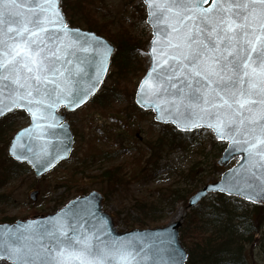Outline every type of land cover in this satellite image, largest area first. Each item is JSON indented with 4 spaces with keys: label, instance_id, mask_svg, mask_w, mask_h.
I'll return each instance as SVG.
<instances>
[{
    "label": "snow or ice",
    "instance_id": "snow-or-ice-1",
    "mask_svg": "<svg viewBox=\"0 0 264 264\" xmlns=\"http://www.w3.org/2000/svg\"><path fill=\"white\" fill-rule=\"evenodd\" d=\"M61 2L0 0V115L22 109L31 116L16 139L35 134L43 143L39 151L20 145L30 156L16 158L41 168L69 150L44 131L65 127L55 110H74L95 94L112 51L70 28ZM145 7L151 68L137 102L182 130L227 141L226 158L240 153L241 161L220 190L264 201V0H145ZM170 244L114 239L79 202L47 224L0 229V258L10 264H174L164 258Z\"/></svg>",
    "mask_w": 264,
    "mask_h": 264
},
{
    "label": "rangeland",
    "instance_id": "rangeland-1",
    "mask_svg": "<svg viewBox=\"0 0 264 264\" xmlns=\"http://www.w3.org/2000/svg\"><path fill=\"white\" fill-rule=\"evenodd\" d=\"M85 1L83 6L81 3L82 16L96 24L100 35L115 48L133 47V59L124 74H115V64L110 65L95 98L67 113L74 140L68 158L40 177L28 169L2 185L0 192L8 196L0 201V222L46 215L82 191L93 189L104 195L103 209L111 213L119 231L160 227L179 217L182 226L189 212L187 198L206 183L219 179L225 170L217 161L226 144L204 129L186 133L158 123L151 112L132 105L137 82L149 63L145 43L151 30L141 0ZM68 12L65 17L69 25L76 26L69 23L71 17L86 29L83 18ZM112 86H116L118 97L111 102L100 101ZM28 122L27 115L19 114L0 119L1 158L9 157L5 142ZM108 170L118 184L102 179L101 174ZM34 190L32 200L29 194ZM173 190L185 195L184 200L174 198ZM204 200L214 202L213 193ZM254 252L256 264H264V252ZM0 264L10 263L0 260Z\"/></svg>",
    "mask_w": 264,
    "mask_h": 264
},
{
    "label": "trees",
    "instance_id": "trees-1",
    "mask_svg": "<svg viewBox=\"0 0 264 264\" xmlns=\"http://www.w3.org/2000/svg\"><path fill=\"white\" fill-rule=\"evenodd\" d=\"M85 2V0H62L61 7L66 17L70 11L72 17L83 18L86 29L94 30L100 34L101 31L98 30L96 24L90 22L80 13L83 9L81 3L83 6L86 4ZM140 2L143 6L142 0ZM73 10L79 12L81 16H77ZM68 21L78 27L81 25V23H75L71 17ZM148 42L146 40L145 48H147ZM121 45L124 44L121 42ZM130 48L127 45L118 49L115 48L110 59V64H115L113 71L115 74L120 75L126 72L129 60L133 59L130 51L134 48ZM115 88L116 86H112L107 94L105 92L104 99L100 101L111 102L112 99L115 100L118 97ZM95 95L91 99H94ZM132 105L136 107L134 101ZM16 114H19L20 117H26L23 110H16L7 116L15 117ZM10 139L11 137L5 142L7 146ZM1 155L0 153V161L3 162V166L0 168V188L7 180L18 175L17 173L30 170L25 163L20 164L6 155H4L6 158H1ZM113 172L115 174L116 171ZM101 175L102 179L110 183H119V180L112 175L110 170L104 171ZM83 192L85 193V191ZM213 195L214 202L204 200L195 207L189 208V212L185 214V222L179 229L180 240L186 245L189 253L186 264H256L254 250L258 249V251H262L259 252L262 254L264 252V205L247 203L239 197L224 196L221 193ZM6 196L8 194L1 191L0 201ZM173 197H180L184 200L185 195L181 196L178 190H173Z\"/></svg>",
    "mask_w": 264,
    "mask_h": 264
},
{
    "label": "water",
    "instance_id": "water-1",
    "mask_svg": "<svg viewBox=\"0 0 264 264\" xmlns=\"http://www.w3.org/2000/svg\"><path fill=\"white\" fill-rule=\"evenodd\" d=\"M143 3L145 5V0H143ZM145 9H146V7H145ZM145 20L148 23L150 29L152 30L151 31V38L149 39V43L147 46V55H148V62L149 63H148L147 69L145 71V74L137 82L136 90L134 92V95H135L134 96V103H135V105H138L141 109H143L145 111L150 110L152 112L153 119L158 123L160 122L162 124H168V125L171 124L180 132L181 131L192 132L194 130H200V129H191V130L185 131V130H182L180 127H177V125L175 123L165 122L163 120H159V119H157V113L152 108L142 107L141 104H139L137 102V100H138V96H137L138 87L151 68V55H150L149 50H150L151 41L153 38V28L147 20V9H146ZM69 27L73 28V29H79L85 34L91 33L92 39H98L99 41L104 42L108 46H110L112 51L109 53V60L107 63V70H108L109 65H110L109 64L110 58H111V56L113 54V50H114V45H112L104 36L97 34L93 30L90 31V30L75 27V26H69ZM105 74L102 76V82L106 76ZM101 84L102 83L99 84L96 91L101 87ZM96 91H95V93H96ZM91 97H93V96H91ZM60 107H64V106L63 105L59 106L55 110L54 114L58 117L57 123L63 124L65 127L63 128V130L45 129L44 131H54L56 133L54 136L50 135L47 137V139H49L51 141L52 145H55V144L60 143L62 141L63 144L68 147L69 150L66 153H63L61 158L54 160L53 166L47 167V168H41L36 163H30L28 160L16 158L17 154L30 156V154L26 151V148L19 147L20 145H30L33 147L34 151H39V149L43 143L42 140L38 141L36 139L35 134L33 135L31 141H29V138L27 136H24L23 139H19V140L16 139L18 134H21L24 129L30 128L32 125V118L26 111H25V113L28 116L29 124L21 127V129L16 131V133L11 138L10 145L7 149V153H9L11 158H14V160H16L20 163H23V162L27 163L29 165V167L31 168L33 174L37 177L43 175L44 172H47V171L53 169L60 161L65 160L71 153L72 145L74 143L73 135H72L71 129L69 128V122L64 119L65 113H63V114L58 113V109ZM64 108L66 109V111H74V110L68 109L66 107H64ZM9 113L10 112H7L5 115H7ZM5 115H0V118L2 116H5ZM37 131H40V130H37ZM216 140H218V139H216ZM218 141H220V140H218ZM220 142H222V141H220ZM223 142H225L226 147L224 148V150L221 154L222 156L218 159L217 163H218V165H220L224 168L226 167L225 170L221 173V175H220L221 177L219 179L215 180L214 182L206 183L202 188L196 190L193 194H191L187 198L186 209L191 208V207H195V205L199 204L203 199H205L206 195H208L210 193H216V192L222 193L225 196L227 195V196L239 197V198L245 200L246 202H251V203L256 204V205H259V204L264 205V201H262L261 199H258V198L257 199H247L243 195H236L235 193L229 194L228 192H223L220 190V188L224 186L225 174L228 173L230 169L237 168L239 162L241 161V154L240 153H237L231 157L226 158L227 157V149L229 147V144L227 141H223ZM13 144L17 145V147L15 149H13ZM49 151H52L51 147H49ZM35 193H36V190H34L33 192H31L29 194L30 198L32 200H34V198H35ZM103 199H104V195L101 192L91 189V190H88V192H86V193L78 194L76 197L69 199L65 203V205H63L62 207L57 209V211H55V212L47 213L46 215H36L35 217H32V218L16 219L14 222L0 223V229L15 228L17 226L27 225L30 222H37V221L40 223H43V224H47V222L50 218L58 217L59 214L66 211L67 209L71 208L76 202H79L80 205H90L92 207V210L95 212L96 217H98L103 222V224L106 226V228H107V230L110 233L112 238L117 239V240H132L135 237H141L142 236V237L148 238L150 241L156 242L157 244H160V241L170 240L171 244H170L168 253L165 254L164 258L166 260L171 259L172 261H174V264H186V261L188 258V252H187L185 246L183 245V243L180 241V231H179V228L181 227V224L183 221L182 217H179L178 219L174 220L173 222H170V223L165 224L164 226H160V227L143 228V229L132 228L130 230L119 231L116 228V225L113 221L114 218L111 215V213H108L103 209V202H102ZM160 246L164 247V245H160ZM0 260L6 261L7 259L0 258ZM7 261L10 263L9 260H7Z\"/></svg>",
    "mask_w": 264,
    "mask_h": 264
},
{
    "label": "bare ground",
    "instance_id": "bare-ground-1",
    "mask_svg": "<svg viewBox=\"0 0 264 264\" xmlns=\"http://www.w3.org/2000/svg\"><path fill=\"white\" fill-rule=\"evenodd\" d=\"M179 214V213H178Z\"/></svg>",
    "mask_w": 264,
    "mask_h": 264
}]
</instances>
